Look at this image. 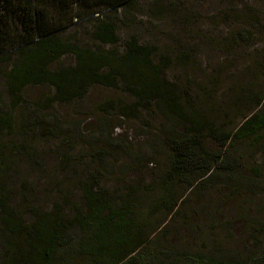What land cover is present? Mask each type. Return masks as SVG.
<instances>
[{
	"label": "rangeland",
	"instance_id": "374dc122",
	"mask_svg": "<svg viewBox=\"0 0 264 264\" xmlns=\"http://www.w3.org/2000/svg\"><path fill=\"white\" fill-rule=\"evenodd\" d=\"M108 18L118 26L116 45L93 38V20L58 33L64 41L98 51L124 53L132 35L156 45L155 61L159 55L169 58L166 77L178 83L185 109L203 113L212 127L196 135L162 102L134 111L136 97L99 84L70 102L44 108L39 105L55 88L28 85L13 127L0 126V185L9 206L27 226L56 203L73 219L87 211L80 186L89 182L115 204L128 196L136 200L147 241L159 239L160 259L166 260L147 264H174L182 250L234 260L261 258L264 131L259 142L246 139L227 149V141L245 118L264 109V0H136ZM75 62L66 54L50 69ZM8 68L0 63V117L10 112L3 78ZM195 140L211 161L223 158L225 169L195 165L193 159L200 157L191 145ZM178 153L194 156H184L179 172ZM166 195L169 209L163 205ZM24 239L0 223V263L9 241L11 264H23ZM80 240L79 228L66 233L57 264H109L82 254Z\"/></svg>",
	"mask_w": 264,
	"mask_h": 264
},
{
	"label": "trees",
	"instance_id": "16d2710c",
	"mask_svg": "<svg viewBox=\"0 0 264 264\" xmlns=\"http://www.w3.org/2000/svg\"><path fill=\"white\" fill-rule=\"evenodd\" d=\"M135 1L0 0V63L9 66L3 78L10 100V112L0 117V126L13 127L15 110L23 102L22 91L28 85L49 84L55 88V93L39 105L50 108L55 102H70L79 98L85 94L87 87L99 84L122 88L136 97L138 102L134 111L139 106L160 101L194 134L200 135L210 129L212 122L203 113L185 109L178 83L166 77V69L171 65L169 58L159 55L155 61L159 51L156 45L143 44L138 36L132 35L124 42V53H119L115 48L98 51L64 41L58 33L77 22L93 20V38L103 44L116 45L121 39L117 23L109 20V14ZM74 5H79V8L75 9ZM66 54L76 57L74 65L50 69L51 64ZM263 131L264 109H261L245 118L237 127L227 141V149L246 139L259 142ZM191 145L200 157L193 159L191 153H178L175 164L178 172L184 156L206 169L215 166L225 169L224 159L211 161L201 142L195 140ZM80 187L87 207L85 213L68 219L63 214L62 205L56 203L51 211L37 214L34 222L27 226L9 206L0 185V223L10 234L25 238L21 251L23 264H57L61 241L69 230L76 228L81 232L79 251L95 263L104 259H109V264L166 261L160 259V255H163V252H159L162 242L155 238L147 241L144 221L142 223L141 216L139 219L136 216L138 205L134 198L128 196L121 204H115L92 183L87 182ZM170 204V198L166 195L163 205L169 209ZM147 214L150 217L152 213ZM10 247V242L6 241L0 264H11ZM182 251L173 257L174 264H264V255L258 259L234 260ZM164 257L169 258V254L164 253Z\"/></svg>",
	"mask_w": 264,
	"mask_h": 264
}]
</instances>
